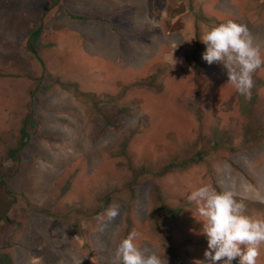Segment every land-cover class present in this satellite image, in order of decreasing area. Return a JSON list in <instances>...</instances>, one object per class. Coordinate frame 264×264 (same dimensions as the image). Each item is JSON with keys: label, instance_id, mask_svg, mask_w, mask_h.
I'll use <instances>...</instances> for the list:
<instances>
[{"label": "rangeland", "instance_id": "obj_1", "mask_svg": "<svg viewBox=\"0 0 264 264\" xmlns=\"http://www.w3.org/2000/svg\"><path fill=\"white\" fill-rule=\"evenodd\" d=\"M228 20L264 45V0H0V163L15 198L1 194L0 253L12 264H108L133 230L162 253L167 223L186 261L207 264L197 205L152 211L203 184L264 218V67L249 100L202 59L201 36ZM39 25L40 60L28 48ZM29 111L36 132L7 161Z\"/></svg>", "mask_w": 264, "mask_h": 264}, {"label": "clouds", "instance_id": "obj_2", "mask_svg": "<svg viewBox=\"0 0 264 264\" xmlns=\"http://www.w3.org/2000/svg\"><path fill=\"white\" fill-rule=\"evenodd\" d=\"M200 40L206 45L202 59L209 65H223L227 82L250 100L254 74L264 67V45L256 42L246 24L235 20L211 27ZM175 63L174 59L173 66ZM188 199L197 205L198 220L203 222L207 264H233L236 259L239 264H257L264 246V218L247 214V205L237 199L234 191H218L210 184L191 191ZM106 215L116 218L119 205L109 206ZM98 218L103 220L104 216ZM136 238L135 230L122 238L110 253L108 264H169L165 250L161 253L158 248L138 246Z\"/></svg>", "mask_w": 264, "mask_h": 264}, {"label": "trees", "instance_id": "obj_3", "mask_svg": "<svg viewBox=\"0 0 264 264\" xmlns=\"http://www.w3.org/2000/svg\"><path fill=\"white\" fill-rule=\"evenodd\" d=\"M71 17L73 18H77V19H87L88 16L86 15H71ZM196 21L200 22V21H204L207 22V20L203 17V15H201L199 12H196ZM41 28L42 26L39 25L32 33H31V38L33 39L32 43L28 44V48L29 50L33 53L34 56H36L39 60V56H38V52L37 49L34 48L35 47V43L34 41H36L41 33ZM197 36V35H196ZM199 44V43H198ZM196 50V49H195ZM193 61L195 62L196 65H198L199 61L196 58V53L193 54ZM75 93L77 94H81V95H88L90 96L93 100H97V96L91 93H85V92H79L78 89H75ZM252 99H254L252 97ZM22 122V126L19 129V138L18 141L16 143V145L14 147H9L7 150V155H6V160L10 161V162H15L18 161V154L20 151H22V149L29 143V141L32 138V132H36V128L38 125V122H36V118L34 116L33 111H29L25 117L23 118ZM130 134H132V132H130ZM48 136V135H46ZM43 136V137H46ZM51 138V136H49ZM131 136L130 135H125L122 144L123 147L127 146V142L129 140ZM48 138V139H50ZM51 140V139H50ZM122 149L120 147H118L115 150V155H120L122 153ZM196 159L194 156L188 158L186 161L188 160H194ZM153 166V165H152ZM4 168V164L0 163V220H6L9 219L8 215L6 213L7 211V207H8V202L4 201L1 198V194L10 196V203H12V201H14V197L12 196V192L7 188L6 186V181H5V174L3 172ZM169 168V165L167 164L162 171H166ZM159 193H157L156 197L157 199H159ZM194 206H196L195 203L189 201V199L183 200L182 203L180 205L175 204V205H167V204H162L160 205V210H156V209H152V211L157 214V213H161L164 216H170V217H174L179 215L185 207H190V208H194ZM4 220V221H5ZM130 221V220H129ZM164 222V220L162 221V223ZM165 223V222H164ZM128 229V228H127ZM164 244H163V248H162V253L165 250V253L169 259V264H191L188 261H186L185 258V254L181 253L179 250V244L176 243L170 233V228L169 225H167V223H165L164 226ZM126 237V236H125ZM236 261V260H234ZM0 264H12V260L10 258V256L5 253V252H1L0 253Z\"/></svg>", "mask_w": 264, "mask_h": 264}]
</instances>
